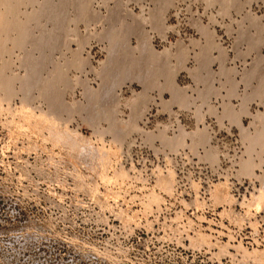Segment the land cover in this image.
<instances>
[{
    "label": "rangeland",
    "instance_id": "obj_1",
    "mask_svg": "<svg viewBox=\"0 0 264 264\" xmlns=\"http://www.w3.org/2000/svg\"><path fill=\"white\" fill-rule=\"evenodd\" d=\"M121 1L143 19L155 8L151 0ZM6 2L0 0V25L9 18L23 20L7 13ZM227 2L172 0L162 32L145 27L156 52H172L171 69L185 92L183 102L162 90L169 79L164 73L148 81L156 87L127 81L112 89L113 99L90 108L79 81L102 89L111 48L108 40L95 36L108 25L94 21L73 23L69 48L53 55L56 64L77 54L89 62L83 69L69 67L67 82L60 84L59 98L85 110L46 118L42 113L49 104L37 89L33 110L20 114V81H14L17 94L12 95L0 77V264H264V250L247 245L251 235L243 228L251 210L264 209V201L250 205L264 180V102L250 106L248 114L243 107L253 87L260 86L257 94L264 92V45L256 51L251 43L258 36L264 39V0ZM93 8L108 14L102 0H95ZM248 13L261 26H254ZM76 27L81 35L88 29L93 35L83 45ZM126 39L131 49L139 47L137 35ZM180 42L186 47L183 54L175 47ZM207 46L209 59L200 64L197 55ZM23 56L16 49L12 59L6 57L12 62L9 75L26 76ZM208 90V98H201ZM143 93L148 104L139 107ZM182 129L203 131L207 138L190 136L173 147ZM212 173L225 181L209 190ZM227 179H254L258 187L252 197L235 200Z\"/></svg>",
    "mask_w": 264,
    "mask_h": 264
},
{
    "label": "bare ground",
    "instance_id": "obj_2",
    "mask_svg": "<svg viewBox=\"0 0 264 264\" xmlns=\"http://www.w3.org/2000/svg\"><path fill=\"white\" fill-rule=\"evenodd\" d=\"M94 1L95 0H8V2L5 3L7 5L8 14H12L14 17H17V15L24 16L23 20H18L16 18L6 19L5 22L0 25V62L3 57V63L0 68L2 73L0 77L4 79L2 87L7 93L16 95L17 93L13 88L15 84L14 81H20L22 88L21 92L24 95L22 103L23 111H21L20 114L27 115L30 112L29 110H33L30 106V102L37 89L41 91V95L46 97L49 104V111L47 113H42L46 118L58 120V116L62 112L73 114L80 109L85 110V108L80 105H71L59 98L60 84L62 82H67V69L69 67L78 66L83 69L89 62L87 63V61L83 60L78 54L75 55L73 59H67L64 64H56L54 62V52L69 48L71 42L69 32L72 30V24L79 22H85L87 24L92 21L96 23H106L108 27L104 25L105 28L103 31L95 36H97L99 40H108L111 47L109 57L104 64L101 74L103 81L102 89L94 91L87 85L86 81H79L80 84L84 85L86 88L90 108L91 105L95 107L99 102L103 103L104 101L106 102L107 99H113L115 93L112 92V89L123 85L127 81H138L146 85L148 89L156 87V83H149L148 81L150 78L157 77L164 73L166 75L168 74L169 79L162 90L171 91L174 94L175 101H185V92L175 83L176 72H173L171 69L170 57L172 56V52L169 50L161 53L156 52L152 48L145 30V27L151 24L154 29L162 32L165 28L164 15L172 4V0H151L155 8L150 11V17L147 19L137 17L130 13L127 10V3L121 0H102V5L107 8L108 12V14L104 16L93 8ZM218 1L223 5L228 3L227 0ZM112 2H114L113 7L110 6ZM24 7L26 9L25 11L22 10ZM127 16L131 17L132 23L126 21ZM247 18L254 26H261L259 19L254 17L251 13H248ZM195 25L199 27L204 34H209L207 27H203L199 21H195ZM76 30L78 31L77 27ZM247 34L241 35V39H246ZM129 35L138 36L139 47L137 49H131L128 45L126 38ZM90 36L91 34L88 29L86 35H81V33H79L77 40L83 45L88 41ZM251 43L254 49L258 51L260 47L264 45V39L258 36L255 37ZM175 47H177L176 49L179 53L183 54L185 52L186 47L183 42L178 43ZM16 49L24 51V56L20 59L22 68L26 69L27 72L24 77H21L20 74H8V71L12 69L11 59ZM209 50L210 48L208 46L201 47V52L197 55V61L200 64L207 63L209 59ZM7 56L11 59H6ZM258 57L259 60H261L262 57L260 55ZM221 60L225 62L226 58L224 55ZM52 65L54 68L50 70V66ZM252 73L253 72H249L247 74L245 78L246 81L250 80ZM225 75L231 77L232 74L227 71ZM147 83H149V85ZM209 83L207 77L206 84L208 85ZM27 85L31 87L30 92L24 90V87ZM213 91L212 89V92ZM235 91L236 89L233 88V93H235ZM209 94L210 91L208 90L202 92L200 96L201 98L207 99ZM106 96L107 98H105ZM138 98L140 100L139 107L148 104V98L145 93L139 95ZM227 112L232 115L233 109L229 107ZM262 123L264 124V116L262 117ZM123 133L127 132L123 131ZM190 136L207 138L206 133L203 131L190 134L182 129L180 136L175 138V140L171 142V145H173V147L181 146L185 143V139ZM212 156L213 153L209 154L208 157ZM219 193L220 191L218 190L217 194ZM263 201L264 180L259 195L253 198L250 205L259 207L262 205Z\"/></svg>",
    "mask_w": 264,
    "mask_h": 264
},
{
    "label": "built area",
    "instance_id": "obj_3",
    "mask_svg": "<svg viewBox=\"0 0 264 264\" xmlns=\"http://www.w3.org/2000/svg\"><path fill=\"white\" fill-rule=\"evenodd\" d=\"M220 181H225L222 175L220 173H212L206 181L207 189L210 190L214 184ZM227 183L229 184L230 195L233 199L241 201L244 198H249L258 187V182L254 179H234L229 182L227 179ZM245 212L244 210L243 213ZM244 221H246V223L243 225V228L249 231V235H251V237H247V245L251 249L264 250V209L258 212L251 210Z\"/></svg>",
    "mask_w": 264,
    "mask_h": 264
},
{
    "label": "crops",
    "instance_id": "obj_4",
    "mask_svg": "<svg viewBox=\"0 0 264 264\" xmlns=\"http://www.w3.org/2000/svg\"><path fill=\"white\" fill-rule=\"evenodd\" d=\"M251 72H254L253 70ZM251 80V78H250ZM249 80V81H250ZM246 81V82H249ZM264 87V85H263ZM253 90H250L249 93H247L245 99L243 100V107H245L246 105V111H244L246 114L251 113L250 112V106L252 107L254 104H256L257 102L259 103H263L264 102V92L262 94H257L256 91H259L260 86H255L253 87ZM213 89V88H212ZM263 89V88H262ZM215 90V89H213ZM211 91V90H209ZM236 92V91H235ZM235 94V93H234ZM233 114V113H232ZM264 116V115H263ZM262 116V117H263ZM243 117V116H242ZM260 117V116H259Z\"/></svg>",
    "mask_w": 264,
    "mask_h": 264
}]
</instances>
